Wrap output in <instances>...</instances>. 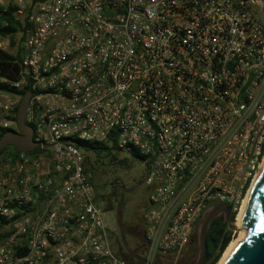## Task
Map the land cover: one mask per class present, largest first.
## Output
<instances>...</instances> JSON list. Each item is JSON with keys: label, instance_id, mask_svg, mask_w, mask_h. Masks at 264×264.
<instances>
[{"label": "built area", "instance_id": "1", "mask_svg": "<svg viewBox=\"0 0 264 264\" xmlns=\"http://www.w3.org/2000/svg\"><path fill=\"white\" fill-rule=\"evenodd\" d=\"M0 264H130L78 140L143 156L144 262L180 264L202 211L239 209L264 160V0H0Z\"/></svg>", "mask_w": 264, "mask_h": 264}, {"label": "water", "instance_id": "2", "mask_svg": "<svg viewBox=\"0 0 264 264\" xmlns=\"http://www.w3.org/2000/svg\"><path fill=\"white\" fill-rule=\"evenodd\" d=\"M30 98L26 91L17 107L16 122L18 131L7 129L0 137V151L8 145H13L18 151L34 152L40 149V145L32 138V128L24 120V115ZM119 200L115 209V223L119 231L120 240L126 254L125 258L132 257L139 262L145 260L137 251L128 246L125 239V230L121 221L120 212L123 206V193L125 188L120 183ZM221 217L227 224V228L236 231L235 213L224 201L209 204L200 214L195 225L193 239L195 252L190 258L191 264H201L206 251V234L212 220ZM240 229L244 231V237L232 249L222 264H264V163L254 181L247 196L239 217ZM153 264H161L157 258Z\"/></svg>", "mask_w": 264, "mask_h": 264}, {"label": "trees", "instance_id": "3", "mask_svg": "<svg viewBox=\"0 0 264 264\" xmlns=\"http://www.w3.org/2000/svg\"><path fill=\"white\" fill-rule=\"evenodd\" d=\"M7 15L8 24L0 28L2 34L8 32H15L17 27L21 24L19 19L15 18L10 13ZM11 56L4 51L0 50V59H9ZM16 65L11 64L7 61L0 60V70L2 72L6 70L16 71ZM28 88L22 90L24 94ZM5 132V130L0 131V137ZM117 132L112 130L106 139L102 141H89V140H78V146L84 155V166L91 172V182L96 191V201L97 203L106 211L113 209L115 202L118 204L119 195L115 186L116 181H110L109 185L106 187V193H99V186H101L100 173L99 171L105 170L106 165L120 164L124 165L127 162L125 157H121V152H126L134 160H140L143 163V156L135 147H131L129 150L119 149L117 147ZM9 147L6 146L0 151V155ZM117 206V205H116ZM116 209V208H115ZM237 211V210H236ZM234 213H238V211ZM233 231L227 228V224L222 220L221 217H216L212 220L207 234H206V251L203 262L201 264H216L219 262L221 255L225 252L226 248L233 239ZM115 250L117 248L112 244ZM194 248V247H193ZM118 251V250H117ZM193 251V249H192ZM187 260V258H186ZM185 262V263H184ZM132 264V263H130ZM181 264H188L183 261ZM218 264V263H217Z\"/></svg>", "mask_w": 264, "mask_h": 264}, {"label": "flooded vegetation", "instance_id": "4", "mask_svg": "<svg viewBox=\"0 0 264 264\" xmlns=\"http://www.w3.org/2000/svg\"><path fill=\"white\" fill-rule=\"evenodd\" d=\"M132 181L133 182H132L131 187L129 189H126L125 192L123 193V205L124 206H122L123 210L121 209L120 217H121L122 224L124 226L125 239H126L128 246L133 251H137V253L140 256H143V254L146 251L148 241H147L146 233H145V225L142 219L143 212L138 211V209H143L145 204L148 203V188L146 187L145 182H144V175L139 180L133 179ZM141 185H144V190H145L143 192L142 198L136 201L135 200L133 201V199H126L127 195L133 193L135 189L140 187ZM116 188L119 189L118 191V195H119L120 187L117 186ZM110 240L121 254H126V251L121 244L119 231L117 233L116 231L111 230ZM192 245H193V241H191L188 244V246H191V247ZM126 259L129 263H133L135 261V259L132 257H127ZM186 263L191 264V261L188 259Z\"/></svg>", "mask_w": 264, "mask_h": 264}, {"label": "rangeland", "instance_id": "5", "mask_svg": "<svg viewBox=\"0 0 264 264\" xmlns=\"http://www.w3.org/2000/svg\"><path fill=\"white\" fill-rule=\"evenodd\" d=\"M120 156L121 157H125L128 163H126L124 165H120V164L106 165L105 168H104L105 170L99 171V173L101 175L100 181H101V184H102L98 188L99 193L105 194L107 192L105 186L109 185V182L112 181V180L116 181V183H120L121 182V185L125 189H129L131 187V185H132V182H133L132 180L133 179L139 180L141 177H143V175H144V164L140 160H134L126 152H121ZM144 191H145L144 190V185H141L140 187L136 188L133 193L127 195L126 199H133V201L134 200L135 201L139 200L140 198H142ZM124 204H125V202H124ZM129 204H127V205H129ZM116 205H117V202H115L113 209L109 211L108 223L111 225L112 230L116 231L118 233V229H117V226H116V223H115V216H114L115 215ZM147 207H148V203L145 204L143 209H138V211H140V212L142 211L143 212ZM122 210H123V207H122ZM232 236L234 238H237L239 236V230L233 231V235ZM192 241H193L192 247L188 246V247L185 248V250H184V252H183V254L181 256L180 264L183 261H187L188 259L190 260V258L194 254V252H195V243L194 242L195 241H194V239H192ZM192 249H193V251H192ZM222 256H223V254L221 255L220 259L222 258ZM186 258H187V260H186ZM220 259L218 261H220ZM217 263H219V262H217ZM137 264H139V263L137 262Z\"/></svg>", "mask_w": 264, "mask_h": 264}, {"label": "bare ground", "instance_id": "6", "mask_svg": "<svg viewBox=\"0 0 264 264\" xmlns=\"http://www.w3.org/2000/svg\"><path fill=\"white\" fill-rule=\"evenodd\" d=\"M263 163H264V160H263V162L261 163L260 169H261ZM260 169H259V171L256 173V175H255V177H254V179H253V181H252V183H251V185H250V187H249V189H248L246 195L244 196V198H243V200H242V203H241V205H240V207H239V209H238V212H239V213H238V214H235V223H234V224H235V227H236V231L239 230V236H238L237 238H234V237H233L232 241L230 242V244H229L228 247L226 248V250H225V252L223 253V256H222V258L220 259V261H219L218 264H222V262L228 257V255L230 254V252L232 251V249L235 247V245H236L240 240H242L243 237H244V231L241 230V229H240V226H239V217H240V214H241V212H242V209H243V206H244V204H245V201H246V199H247V196H248V194H249V192H250V189H251V187H252L254 181L256 180V178H257L259 172H260Z\"/></svg>", "mask_w": 264, "mask_h": 264}]
</instances>
